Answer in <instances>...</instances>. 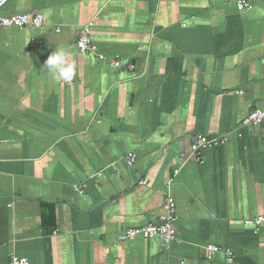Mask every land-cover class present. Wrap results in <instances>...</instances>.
I'll list each match as a JSON object with an SVG mask.
<instances>
[{"label": "crops", "instance_id": "obj_1", "mask_svg": "<svg viewBox=\"0 0 264 264\" xmlns=\"http://www.w3.org/2000/svg\"><path fill=\"white\" fill-rule=\"evenodd\" d=\"M40 27L0 29V264H264V0H9ZM112 68L76 47L81 28ZM65 48L68 82L43 68ZM225 135L182 163L196 135ZM128 152L135 162L128 165ZM177 170V172H175ZM81 190L79 193L76 190ZM176 203V238L134 237Z\"/></svg>", "mask_w": 264, "mask_h": 264}, {"label": "built area", "instance_id": "obj_2", "mask_svg": "<svg viewBox=\"0 0 264 264\" xmlns=\"http://www.w3.org/2000/svg\"><path fill=\"white\" fill-rule=\"evenodd\" d=\"M9 0H0V11L2 7ZM226 2H232L236 5L237 9L245 10L251 7L252 0H224ZM95 21V18L86 23L80 30L78 38L76 39V47L82 53H91L101 61H106L112 68H120L123 65V59L121 56L107 57L103 53L99 52L97 47L91 40L90 29ZM44 24V17L42 14H27V13H15L3 15L0 13V29L7 26H15L18 28H35ZM264 63V59H263ZM242 124H258L264 127V108H256L250 111L247 116L242 120ZM225 140V135H196L190 144L189 150L183 155L182 163L197 161L198 156L204 151L209 150L215 146L220 145ZM135 154L128 152L124 159L128 165H133L135 162ZM177 172V170H175ZM76 190L82 193L81 190ZM163 214L160 220L156 223L150 222L138 227H127L123 229L115 238L114 244H118L127 239L134 237H141L144 239L157 238L167 247L176 238V203L174 199L167 195L163 202ZM244 223L253 227L254 231H259L261 225L264 223V214L254 217L246 218ZM206 257L211 259L216 254H221L223 257V264H235V253L230 246H222L213 243H207ZM10 264H30V261L25 256H19L12 254L10 256Z\"/></svg>", "mask_w": 264, "mask_h": 264}, {"label": "clouds", "instance_id": "obj_3", "mask_svg": "<svg viewBox=\"0 0 264 264\" xmlns=\"http://www.w3.org/2000/svg\"><path fill=\"white\" fill-rule=\"evenodd\" d=\"M43 68L51 73L53 79L68 82L73 79L75 66L69 59V52L65 48L55 49L44 62Z\"/></svg>", "mask_w": 264, "mask_h": 264}, {"label": "water", "instance_id": "obj_4", "mask_svg": "<svg viewBox=\"0 0 264 264\" xmlns=\"http://www.w3.org/2000/svg\"><path fill=\"white\" fill-rule=\"evenodd\" d=\"M201 155L198 156V158H200Z\"/></svg>", "mask_w": 264, "mask_h": 264}]
</instances>
